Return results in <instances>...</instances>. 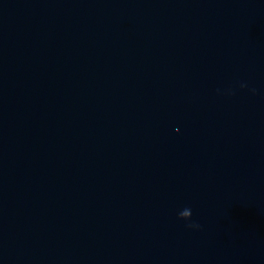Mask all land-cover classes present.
Returning a JSON list of instances; mask_svg holds the SVG:
<instances>
[{"label":"water","instance_id":"1","mask_svg":"<svg viewBox=\"0 0 264 264\" xmlns=\"http://www.w3.org/2000/svg\"><path fill=\"white\" fill-rule=\"evenodd\" d=\"M0 264H264V0H0Z\"/></svg>","mask_w":264,"mask_h":264},{"label":"clouds","instance_id":"2","mask_svg":"<svg viewBox=\"0 0 264 264\" xmlns=\"http://www.w3.org/2000/svg\"><path fill=\"white\" fill-rule=\"evenodd\" d=\"M243 87V85H242ZM179 218L182 219V220H185V221H188L191 219V216H192V212H191V209L189 208H185L183 209L182 211L179 212ZM188 227L190 228H198L199 225H196V224H189Z\"/></svg>","mask_w":264,"mask_h":264}]
</instances>
